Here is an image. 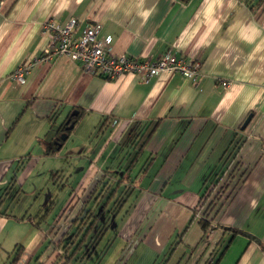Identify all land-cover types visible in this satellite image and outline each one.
<instances>
[{"label": "crops", "instance_id": "0c3cea01", "mask_svg": "<svg viewBox=\"0 0 264 264\" xmlns=\"http://www.w3.org/2000/svg\"><path fill=\"white\" fill-rule=\"evenodd\" d=\"M50 18L61 25L76 18V36L98 24V38H110L114 56L171 52L197 60L200 82L169 73L147 83L134 76L104 80L67 57L43 62L41 26ZM29 62L17 84L13 74ZM76 112L82 117L60 150L45 155ZM136 126L146 141L116 237L95 264H214L227 244L218 264H264L257 242L264 244V0H0V254H9L3 264L17 247V264L63 263L61 236L104 170L128 166L135 151L121 148ZM229 164L240 181L213 224L245 236L217 229L201 241L192 220L199 197ZM39 176L58 180L61 193L69 179L79 181L50 230L35 226L29 208L17 217L5 204Z\"/></svg>", "mask_w": 264, "mask_h": 264}, {"label": "trees", "instance_id": "16d2710c", "mask_svg": "<svg viewBox=\"0 0 264 264\" xmlns=\"http://www.w3.org/2000/svg\"><path fill=\"white\" fill-rule=\"evenodd\" d=\"M81 117L82 114H80V112H76L75 114L70 113L65 122L68 121L67 126L73 124V127H75L80 121ZM64 123L60 127L61 130L64 128ZM142 129L143 127L140 126L133 128L122 145L121 150L125 149L129 151H135V155L131 159L128 166L123 172L120 171V164L115 168H106L103 172L102 178L97 182L96 186L91 191L86 200L82 202L80 211L73 219L70 220L67 230L61 236L57 245V247L60 248L61 252L63 253L62 264H70L72 262L75 263L79 261V258L80 261L81 259H88L99 246L106 232L108 231L110 227L108 223L110 220L119 215L121 209L127 202L130 191L129 185L131 171L134 169L146 141H143L144 134L142 135V133L144 132ZM68 133L69 132L66 134L68 135ZM59 137L60 131L59 133L57 132L52 142L45 145V155H54L60 150L65 141H62ZM230 166L231 164L225 168L226 175L225 172H223L221 175H215L214 180L208 183L199 197L197 209L193 214L192 220H197V225L202 232L201 241H203L209 233L217 229L229 232L232 234V236H245V234L239 230L224 228L213 224L215 216L223 208V205L229 200L233 194V190L235 188L234 186L238 184V181H240L238 180L239 172L237 171V166L234 165L232 168ZM1 203L2 202L0 201V206ZM48 210L45 213H47ZM38 216L40 217L41 215ZM44 216L45 214L40 217V220ZM29 220L31 221L33 219L30 218ZM43 221L41 220V222ZM40 223L39 221L36 222L35 226L39 227ZM187 228L188 226L185 227V229ZM257 242L264 252V244H261L259 241ZM109 245L110 242L104 246L101 253V258L104 257ZM227 246L228 244L218 254L214 264L219 263L220 258L222 257ZM15 249L16 250L13 254V257L8 264H17L20 259L22 248L17 247ZM173 251L174 249H171L169 255H172ZM77 256L80 257L78 258Z\"/></svg>", "mask_w": 264, "mask_h": 264}, {"label": "built area", "instance_id": "2783aa9c", "mask_svg": "<svg viewBox=\"0 0 264 264\" xmlns=\"http://www.w3.org/2000/svg\"><path fill=\"white\" fill-rule=\"evenodd\" d=\"M78 20L69 19L61 25L54 19H47L41 26V34L47 39L42 50L41 61L51 62L55 57H67L79 64L83 72L104 80H115L123 76L138 77L142 82H149L161 73L179 74L194 86L200 82V63L194 59L178 57L166 52L158 58H129L114 56L110 52V38L99 39L98 24H87L76 36ZM31 63H24L13 74L17 84L24 83ZM227 88L229 82H221Z\"/></svg>", "mask_w": 264, "mask_h": 264}, {"label": "rangeland", "instance_id": "374dc122", "mask_svg": "<svg viewBox=\"0 0 264 264\" xmlns=\"http://www.w3.org/2000/svg\"><path fill=\"white\" fill-rule=\"evenodd\" d=\"M89 152H91V150L90 151L87 150V153H89ZM76 175L74 177H76ZM74 177L72 179H69V181L66 184V189H65L66 191L61 193L62 189L60 187L58 180L56 182H52L48 178L46 179L43 176H39L34 182L28 183V186L26 185L25 188H23L21 190V192L18 194V197L16 198V200H14V202L9 203V200L6 201V203H5L6 205L13 204L8 209V213L16 215L18 217L20 215H25L24 212L29 208L28 215H30L34 218H36V216H38V215L42 216L43 214H45V216L41 219L42 221L43 220H45V221L41 222V220H40L41 216L40 217L38 216L37 222L38 221H39V223L41 222L40 225L43 227L44 230H50L54 226L53 221H55L56 217H58L60 214L59 210H60L61 205H62L61 203H63L66 199H68V196L70 193H71V198L74 197L77 193L75 188H76L77 184L79 183V181H75ZM62 183H65V182H62ZM33 188L37 189V191H36V193L32 194ZM85 199H86V196H83L82 197L83 202L85 201ZM44 200H45V203H44V205H42ZM51 201H55L56 204H58V203L59 204L56 207H54L53 204H50V206H49V202H51ZM5 208L7 209L6 206H5ZM47 210H48V212L45 213ZM21 211H22V213H21ZM37 211H41V212L36 214ZM120 216L121 215H119V219L118 218L117 219L112 218L110 220V222L108 223V225L110 227H109L108 231L106 232L101 244L98 246V248L93 253L92 258L89 261L85 262L84 264H95V260L98 257V255L100 254L101 250L104 248L106 242L116 237V232H115L116 229L115 228H116V225L118 224V222L120 221V218H121ZM112 250L110 252H111L112 256L114 257L117 253V251L115 253V250H117V247L114 246L112 248ZM8 255L9 254H7L5 251H4V253L0 254V264L5 263L6 257ZM108 264H111V263H108Z\"/></svg>", "mask_w": 264, "mask_h": 264}, {"label": "water", "instance_id": "95a60500", "mask_svg": "<svg viewBox=\"0 0 264 264\" xmlns=\"http://www.w3.org/2000/svg\"><path fill=\"white\" fill-rule=\"evenodd\" d=\"M249 122V118L248 119H246V121L244 122V124H243V128L247 125V123ZM68 125V121H66L65 123H64V128H63V130H61V128L58 130V131H60V139L62 140V141H65L66 139H67V132L69 131V130H71L72 128H73V124H71V125H69V126H67ZM61 127V126H60ZM242 128V129H243Z\"/></svg>", "mask_w": 264, "mask_h": 264}]
</instances>
